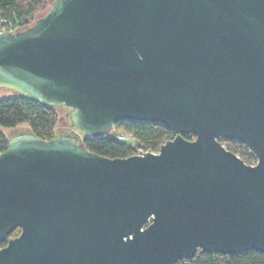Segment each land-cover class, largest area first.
Instances as JSON below:
<instances>
[{
  "label": "water",
  "instance_id": "water-1",
  "mask_svg": "<svg viewBox=\"0 0 264 264\" xmlns=\"http://www.w3.org/2000/svg\"><path fill=\"white\" fill-rule=\"evenodd\" d=\"M0 86L70 107L84 136L121 120L175 134L158 152L116 158L72 135L8 140L0 264L264 252V0H52L0 33ZM220 139L244 143L255 163Z\"/></svg>",
  "mask_w": 264,
  "mask_h": 264
},
{
  "label": "trees",
  "instance_id": "trees-1",
  "mask_svg": "<svg viewBox=\"0 0 264 264\" xmlns=\"http://www.w3.org/2000/svg\"><path fill=\"white\" fill-rule=\"evenodd\" d=\"M48 0H0V13L7 25H13L19 30L31 25L34 14L43 9ZM58 115L53 106L42 104L26 96L18 94L0 99V125L11 127L26 124L30 133L41 139L49 140L56 136L55 128ZM124 130L132 135L133 142L125 144L107 135H92L82 138V145L89 151L110 158L127 157L133 154L136 147L156 151L175 134L161 123L121 120L112 127ZM185 138L191 139L186 134ZM226 149L234 152L248 164H254L256 159L246 145L237 140L220 139ZM8 139L0 134V152L7 148ZM19 232L14 230L9 236ZM5 243H0V248ZM176 264H264V252L248 250L238 254H219L198 251L195 256Z\"/></svg>",
  "mask_w": 264,
  "mask_h": 264
},
{
  "label": "rangeland",
  "instance_id": "rangeland-1",
  "mask_svg": "<svg viewBox=\"0 0 264 264\" xmlns=\"http://www.w3.org/2000/svg\"><path fill=\"white\" fill-rule=\"evenodd\" d=\"M51 2L52 0H48V2L45 4L43 9L35 12L34 18L31 21V24H33L38 17L43 15L49 9ZM18 94L19 92H17L13 88L0 86V99L6 98L9 96H16ZM53 108L56 110L57 115H58V123L55 128L56 136L72 135L74 137H77L78 139H82L84 137V133L73 125L71 117H70V114L73 110L70 107H67L63 104L54 105ZM116 131L125 132L124 130H116V129L110 128L104 135L111 136ZM27 132H30V131H29V127L26 124H18L16 126H11V127L0 125V134L4 135L8 140H10L11 138L19 134L27 133ZM126 136L127 134H125V137Z\"/></svg>",
  "mask_w": 264,
  "mask_h": 264
},
{
  "label": "built area",
  "instance_id": "built-area-1",
  "mask_svg": "<svg viewBox=\"0 0 264 264\" xmlns=\"http://www.w3.org/2000/svg\"><path fill=\"white\" fill-rule=\"evenodd\" d=\"M19 30L17 27L13 26V25H7V22L5 19L2 18V14L0 13V33L1 32H15ZM125 134H127V136L125 137ZM112 139H115L119 142L125 143V144H131L133 142L132 139V135L127 133V132H120V131H116L115 133H113L110 136ZM145 152H158V150L156 151H151V150H146L142 147H136V149L134 150L133 154H143Z\"/></svg>",
  "mask_w": 264,
  "mask_h": 264
}]
</instances>
